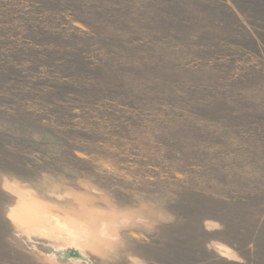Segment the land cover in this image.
Masks as SVG:
<instances>
[{"label":"rangeland","instance_id":"1","mask_svg":"<svg viewBox=\"0 0 264 264\" xmlns=\"http://www.w3.org/2000/svg\"><path fill=\"white\" fill-rule=\"evenodd\" d=\"M0 264H264V0H0Z\"/></svg>","mask_w":264,"mask_h":264},{"label":"bare ground","instance_id":"2","mask_svg":"<svg viewBox=\"0 0 264 264\" xmlns=\"http://www.w3.org/2000/svg\"><path fill=\"white\" fill-rule=\"evenodd\" d=\"M59 253V252H58Z\"/></svg>","mask_w":264,"mask_h":264}]
</instances>
